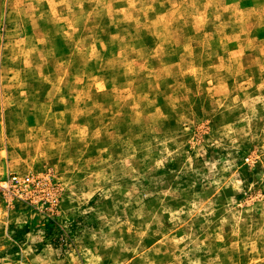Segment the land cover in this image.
<instances>
[{
    "label": "rangeland",
    "instance_id": "1",
    "mask_svg": "<svg viewBox=\"0 0 264 264\" xmlns=\"http://www.w3.org/2000/svg\"><path fill=\"white\" fill-rule=\"evenodd\" d=\"M0 264H264V0H0Z\"/></svg>",
    "mask_w": 264,
    "mask_h": 264
},
{
    "label": "built area",
    "instance_id": "2",
    "mask_svg": "<svg viewBox=\"0 0 264 264\" xmlns=\"http://www.w3.org/2000/svg\"><path fill=\"white\" fill-rule=\"evenodd\" d=\"M12 182H17L19 184L21 181L17 177H13ZM28 182H29V178H25L22 180V183H28Z\"/></svg>",
    "mask_w": 264,
    "mask_h": 264
}]
</instances>
